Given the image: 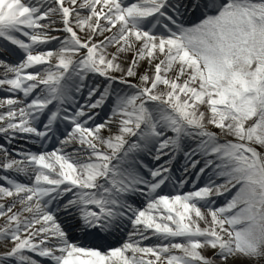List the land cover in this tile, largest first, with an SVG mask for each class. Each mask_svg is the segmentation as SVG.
Here are the masks:
<instances>
[{
  "label": "snow or ice",
  "instance_id": "6c2138e0",
  "mask_svg": "<svg viewBox=\"0 0 264 264\" xmlns=\"http://www.w3.org/2000/svg\"><path fill=\"white\" fill-rule=\"evenodd\" d=\"M0 264H264V0H0Z\"/></svg>",
  "mask_w": 264,
  "mask_h": 264
},
{
  "label": "rangeland",
  "instance_id": "374dc122",
  "mask_svg": "<svg viewBox=\"0 0 264 264\" xmlns=\"http://www.w3.org/2000/svg\"><path fill=\"white\" fill-rule=\"evenodd\" d=\"M0 96H3V93H0ZM0 142H2V141H0ZM2 223H3V221L0 220V224H2Z\"/></svg>",
  "mask_w": 264,
  "mask_h": 264
},
{
  "label": "bare ground",
  "instance_id": "6f19581e",
  "mask_svg": "<svg viewBox=\"0 0 264 264\" xmlns=\"http://www.w3.org/2000/svg\"><path fill=\"white\" fill-rule=\"evenodd\" d=\"M0 71H2V69H0Z\"/></svg>",
  "mask_w": 264,
  "mask_h": 264
}]
</instances>
